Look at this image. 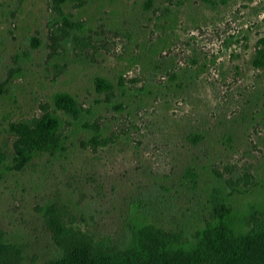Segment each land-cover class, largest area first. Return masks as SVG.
<instances>
[{"label": "rangeland", "instance_id": "1", "mask_svg": "<svg viewBox=\"0 0 264 264\" xmlns=\"http://www.w3.org/2000/svg\"><path fill=\"white\" fill-rule=\"evenodd\" d=\"M263 38L264 0H0V243L45 264L61 237L120 253L143 227L165 261L223 205L238 232L263 224ZM46 111L64 150L19 168L17 129Z\"/></svg>", "mask_w": 264, "mask_h": 264}, {"label": "trees", "instance_id": "2", "mask_svg": "<svg viewBox=\"0 0 264 264\" xmlns=\"http://www.w3.org/2000/svg\"><path fill=\"white\" fill-rule=\"evenodd\" d=\"M55 1L63 4L67 0ZM147 1L149 6L154 3V0ZM260 44L253 64L264 68V38ZM95 83L99 91L113 89L112 82L107 78L97 77ZM53 103L56 109L63 110L74 119H78L82 112L77 99L69 92L55 93ZM62 129L63 120L55 111H46L38 120L17 129V166L20 168L26 165L40 152L64 150ZM200 137L195 134L193 138L198 141ZM5 163L6 156L0 148V172L2 168L8 169ZM186 176L194 181L198 174L189 169ZM241 220L234 211L223 205L218 219L198 229L196 241L184 243L181 248L171 246L173 253L178 250L180 253L179 257L173 260L164 261L160 259V254H153L152 245L146 243L141 227L134 231L128 249L120 253L96 247L85 234L74 233L61 237L59 255L45 264H264V223L252 229L242 228L238 232L236 222ZM0 264L33 263L23 260L21 250L17 246L0 243Z\"/></svg>", "mask_w": 264, "mask_h": 264}]
</instances>
